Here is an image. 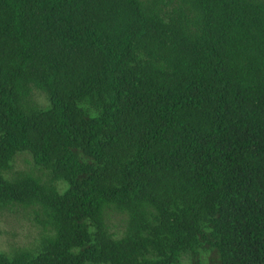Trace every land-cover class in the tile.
Listing matches in <instances>:
<instances>
[{"label": "trees", "instance_id": "trees-1", "mask_svg": "<svg viewBox=\"0 0 264 264\" xmlns=\"http://www.w3.org/2000/svg\"><path fill=\"white\" fill-rule=\"evenodd\" d=\"M16 209L0 264H264V0H0Z\"/></svg>", "mask_w": 264, "mask_h": 264}, {"label": "rangeland", "instance_id": "rangeland-1", "mask_svg": "<svg viewBox=\"0 0 264 264\" xmlns=\"http://www.w3.org/2000/svg\"><path fill=\"white\" fill-rule=\"evenodd\" d=\"M31 165H33V159L29 154L23 153L17 156L15 161L17 168H28ZM36 232L37 227L25 211L16 209L0 213V248L29 241Z\"/></svg>", "mask_w": 264, "mask_h": 264}]
</instances>
